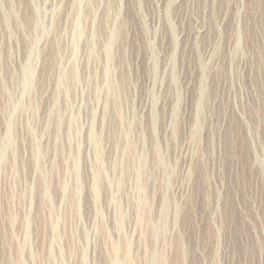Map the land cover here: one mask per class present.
<instances>
[{"label": "rangeland", "instance_id": "374dc122", "mask_svg": "<svg viewBox=\"0 0 264 264\" xmlns=\"http://www.w3.org/2000/svg\"><path fill=\"white\" fill-rule=\"evenodd\" d=\"M0 264H264V0H0Z\"/></svg>", "mask_w": 264, "mask_h": 264}, {"label": "bare ground", "instance_id": "6f19581e", "mask_svg": "<svg viewBox=\"0 0 264 264\" xmlns=\"http://www.w3.org/2000/svg\"><path fill=\"white\" fill-rule=\"evenodd\" d=\"M119 263V262H118Z\"/></svg>", "mask_w": 264, "mask_h": 264}]
</instances>
